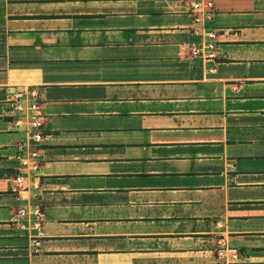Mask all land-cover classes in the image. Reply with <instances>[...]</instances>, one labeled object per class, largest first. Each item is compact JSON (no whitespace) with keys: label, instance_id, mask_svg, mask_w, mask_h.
<instances>
[{"label":"crops","instance_id":"crops-1","mask_svg":"<svg viewBox=\"0 0 264 264\" xmlns=\"http://www.w3.org/2000/svg\"><path fill=\"white\" fill-rule=\"evenodd\" d=\"M190 1L0 0V264H264V0H215L212 58Z\"/></svg>","mask_w":264,"mask_h":264},{"label":"built area","instance_id":"built-area-1","mask_svg":"<svg viewBox=\"0 0 264 264\" xmlns=\"http://www.w3.org/2000/svg\"><path fill=\"white\" fill-rule=\"evenodd\" d=\"M190 11L193 23L195 24L192 31L199 40L191 44V52L194 55L204 52L208 58L215 56L217 44V30L210 24L213 23L216 11L215 0H191ZM14 109L18 112L17 123L23 124L26 130V139L17 145L16 158L19 160L21 168L14 177L15 187L14 192L26 191L29 189L30 182L28 181L29 173L38 169L39 149L36 145L43 140V125L44 115L41 104L37 99L36 91L28 93H16L11 99ZM30 171V172H29ZM32 185L37 188L36 182ZM32 216V225L41 234L43 227V213L39 207L29 208L28 206L21 207L17 211L16 222L22 228L26 227L24 222L27 216ZM35 244L40 246V241L36 240ZM218 255L226 258L225 249H219ZM232 257H237L232 254Z\"/></svg>","mask_w":264,"mask_h":264}]
</instances>
